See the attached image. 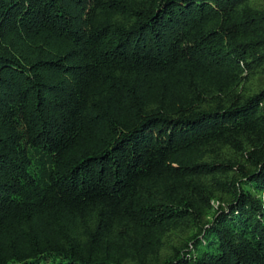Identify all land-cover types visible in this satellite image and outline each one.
I'll list each match as a JSON object with an SVG mask.
<instances>
[{
	"label": "trees",
	"instance_id": "trees-1",
	"mask_svg": "<svg viewBox=\"0 0 264 264\" xmlns=\"http://www.w3.org/2000/svg\"><path fill=\"white\" fill-rule=\"evenodd\" d=\"M0 264H264V0H0Z\"/></svg>",
	"mask_w": 264,
	"mask_h": 264
}]
</instances>
